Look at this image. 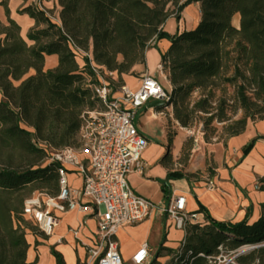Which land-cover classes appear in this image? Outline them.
<instances>
[{"label":"trees","instance_id":"16d2710c","mask_svg":"<svg viewBox=\"0 0 264 264\" xmlns=\"http://www.w3.org/2000/svg\"><path fill=\"white\" fill-rule=\"evenodd\" d=\"M58 1L60 24L34 4L22 11L36 22L28 34L31 44L10 18L7 0L0 1L8 17V25L0 22V264H36L27 261L26 229L34 227L23 216L24 205L35 192L59 195V166L49 158L79 145L82 116L96 109L87 86V76L99 82L92 64L118 75L122 84L123 75L133 76L135 67L146 63L148 49L168 40V50L160 53L172 90L167 105L158 109L167 114L170 140L178 129L199 122L207 143L220 136L227 140L242 134L249 121L264 120V0ZM192 2L201 9L197 28L166 33L167 20H180L179 13ZM82 52L87 54L83 69L78 62ZM52 55L58 56V65L46 69ZM30 71L34 75L27 77ZM238 113L241 117L234 119ZM215 124L223 125L221 134ZM194 141L191 136L182 144L184 165ZM255 141L245 147V155ZM207 174L215 175L212 166ZM200 175L169 173L162 182L166 196L171 180ZM260 183L264 190V177ZM206 219L186 225V238L171 252L169 264H264V204L253 224L249 216L239 223L218 222L208 213ZM248 245L260 247L235 257ZM53 254L57 264H66L61 254Z\"/></svg>","mask_w":264,"mask_h":264},{"label":"crops","instance_id":"0c3cea01","mask_svg":"<svg viewBox=\"0 0 264 264\" xmlns=\"http://www.w3.org/2000/svg\"><path fill=\"white\" fill-rule=\"evenodd\" d=\"M37 2H41L48 12L54 10L53 20L60 24L61 7L58 0H7L10 18L20 26V34L29 44L31 43L28 34L35 28L36 22L22 11ZM179 17L180 20L176 16L170 17L164 30H167L169 25L172 28L170 33L174 34L196 29L201 21L200 4L198 2L188 4L179 13ZM234 20L240 23V15H236ZM0 22L8 25L6 9L2 5ZM169 46L168 40H162L157 43L159 49H148L146 63L136 66L133 76L123 75L122 84H119L118 75L114 74L110 82L115 85L116 92L123 84L137 88L139 80L146 74L153 75L158 82L160 75L168 81L162 71L161 53H165ZM81 54L87 55L83 52ZM90 57L92 59L91 54ZM57 65V55L47 56L46 69H53ZM80 67L83 69L84 64ZM31 72L34 71H30L27 77L34 75ZM171 90L170 84L169 92ZM168 112L171 113V108ZM136 118L143 119V122L139 121L140 128L136 127L149 141V145L143 154L144 170L132 173L129 176V184L135 193L150 200L155 209L145 221L124 227L118 232L117 241L124 264H133L132 258L143 243H147L150 249V257L146 264H154L155 261L159 264L171 262L173 256L171 252L180 249L186 238V230L178 229L161 209H167L179 196L186 197L187 211L198 214V219L205 223L208 221L206 213L218 222L239 223L248 216L249 224L259 220L264 204V190L261 189L260 183L264 177V120L249 121L242 134L223 142L206 143L200 138L190 159L184 165L179 159L182 144L190 136L187 130L178 129L177 135L170 140L167 114L159 109H149L148 106L140 109ZM252 141L255 143L245 155L244 149ZM208 166L213 167L215 172L213 177L207 174ZM177 171L188 175L197 173L201 175L197 178L171 180L168 183L169 194L166 196L162 182L167 179L169 173ZM69 182L72 189H82L83 179L78 173L70 171ZM210 182L214 184V189L209 188ZM77 200L88 209L57 213L60 223L51 236L44 235L34 223L27 221L34 226L26 229V239L30 245L28 263L57 264L53 250L63 256L66 264L87 263L86 247L94 245L97 240L95 234L98 210L87 199Z\"/></svg>","mask_w":264,"mask_h":264},{"label":"built area","instance_id":"2783aa9c","mask_svg":"<svg viewBox=\"0 0 264 264\" xmlns=\"http://www.w3.org/2000/svg\"><path fill=\"white\" fill-rule=\"evenodd\" d=\"M35 5L44 10L41 2ZM92 69L99 82L94 83L87 76V86L101 109L84 112L77 147L56 150L49 158L50 163L59 166V195L53 197L45 192H35L25 202L23 216L44 235L51 236L60 223L56 214L86 210L88 207L77 199H87L98 210V225L95 244L86 247V264H124L117 241L118 232L145 221L155 209L150 200L135 193L129 184L132 173L144 170L143 154L149 145L138 131L135 118L138 111L150 103L168 102L169 94L151 74L144 75L137 88L123 84L116 92L115 85L102 80V70L94 64ZM106 74L114 77V73ZM70 171L82 177L81 190L71 188ZM209 188L214 189L212 182ZM161 210L178 229H185L187 224H205L198 219V214L187 211L184 196L177 197L167 209ZM149 257V245L143 243L132 263L146 264Z\"/></svg>","mask_w":264,"mask_h":264},{"label":"rangeland","instance_id":"374dc122","mask_svg":"<svg viewBox=\"0 0 264 264\" xmlns=\"http://www.w3.org/2000/svg\"><path fill=\"white\" fill-rule=\"evenodd\" d=\"M45 9V8H44ZM49 13L51 14V15H54V13H55V11L53 10V11H49ZM234 22V21H233ZM240 24V23H239ZM234 25H236V26H239L238 24H234ZM170 30H172V28H171V25H169V27H168V29L167 30H165L166 31V33H168V34H171V35H173L174 33H170ZM173 32V31H172ZM84 57H85V55L83 56V54H80L79 55V57H78V62L79 63H81L82 65L84 64V66H85V60H84ZM80 64V65H81ZM31 74H34V72H31ZM101 78H102V80H104V81H109L110 79H111V76H109L108 74H106L105 72H102L101 73ZM159 84L161 85V87L167 92V93H170L169 92V88H170V83L165 79V78H163L162 77V75H160V77H159ZM96 108H99V109H101V106L100 105H98V103H97V105H96ZM241 117V114L240 113H238L235 117H234V119H238V118H240ZM139 121H142L143 122V119H141L140 120V118H135V125L137 126V127H139L140 128V123H139ZM215 126L216 127H218L219 129V132H220V134H221V132H222V127H223V125L222 124H215ZM185 130H187L189 133H190V136L189 137H194V139H195V141H194V148L198 145V143H199V139L200 138H202V139H204V141L206 142V140H205V133H204V131H203V128H202V125H201V123L199 122V123H196L194 126H193V128L192 129H185ZM188 137V138H189ZM226 140V138H221V136L220 137H215V138H213L212 140H211V142L210 143H212V142H223V141H225ZM207 143V142H206ZM32 224V223H31ZM33 226V225H32ZM34 227V226H33ZM36 228V227H35ZM37 229V228H36Z\"/></svg>","mask_w":264,"mask_h":264},{"label":"water","instance_id":"95a60500","mask_svg":"<svg viewBox=\"0 0 264 264\" xmlns=\"http://www.w3.org/2000/svg\"><path fill=\"white\" fill-rule=\"evenodd\" d=\"M165 105H167V102L166 101H158V102L150 103L148 105V108L149 109H158V108L164 107ZM258 247H260V245H248V246H244L243 248H241L239 250L238 254L235 257H238L239 255L244 254L246 252L252 251V250H254V249L258 248Z\"/></svg>","mask_w":264,"mask_h":264},{"label":"bare ground","instance_id":"6f19581e","mask_svg":"<svg viewBox=\"0 0 264 264\" xmlns=\"http://www.w3.org/2000/svg\"><path fill=\"white\" fill-rule=\"evenodd\" d=\"M234 24L236 23V24H238L239 25V23H238V21L237 20H234V22H233Z\"/></svg>","mask_w":264,"mask_h":264}]
</instances>
